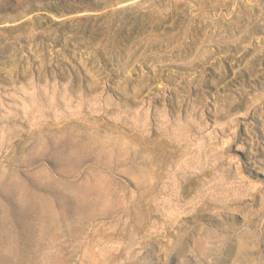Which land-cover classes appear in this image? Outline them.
Returning <instances> with one entry per match:
<instances>
[{
  "label": "rangeland",
  "instance_id": "1",
  "mask_svg": "<svg viewBox=\"0 0 264 264\" xmlns=\"http://www.w3.org/2000/svg\"><path fill=\"white\" fill-rule=\"evenodd\" d=\"M180 1L0 0V264H264V2Z\"/></svg>",
  "mask_w": 264,
  "mask_h": 264
},
{
  "label": "bare ground",
  "instance_id": "2",
  "mask_svg": "<svg viewBox=\"0 0 264 264\" xmlns=\"http://www.w3.org/2000/svg\"><path fill=\"white\" fill-rule=\"evenodd\" d=\"M178 1V0H177ZM189 0H183V1H180L181 2V4L183 5V10L184 11H187V13H190V14H193L194 16H196V15H198V14H201L203 17V19L204 18H207L208 16L207 15H209V13L207 12V11H209V10H213L214 9V6H211L212 4L211 3H213V1L212 0H210V1H207V2H203L202 1V3H199V4H193V2L192 3H189L188 2ZM260 1H262V0H217V2H218V4H221V5H223V4H227V3H235V5H237V3L239 2H247L248 4H249V6H250V10L251 11H256V9H260V7H259V2ZM200 2V1H199ZM263 2H264V0H263ZM133 2H131V3H128V5L129 4H132ZM211 4V5H210ZM127 5V4H126ZM215 5H217L216 3H215ZM210 6V7H209ZM136 7V6H135ZM138 8V7H137ZM141 8V7H140ZM209 8V9H208ZM227 8V7H226ZM261 8H263V7H261ZM181 9V8H180ZM194 10H197V11H199V12H197V13H195V12H193ZM224 10V9H223ZM233 10H235V7H234V9ZM138 11V10H137ZM219 11V10H218ZM223 12V11H222ZM41 13V12H40ZM39 13V14H40ZM43 13V15H45L46 17H48L49 19H51L53 22H66L67 21V19L68 18H63V17H60V16H58L57 14H55V13H53V11H51V12H42ZM131 13V12H130ZM227 13V12H226ZM229 13V12H228ZM240 13H241V11H240ZM37 14V13H36ZM35 14V15H36ZM38 14V15H39ZM233 14V13H232ZM261 15V14H260ZM190 16V15H189ZM207 16V17H206ZM214 16V15H213ZM229 16V15H228ZM2 17V16H1ZM226 17V16H225ZM155 19V18H154ZM156 20H157V18H156ZM160 22V21H159ZM209 21H207V22H205L206 24L208 23ZM156 23V22H155ZM205 24V25H206ZM14 25H16V24H14ZM13 25V26H14ZM65 25H66V23H65ZM203 25V24H202ZM5 26H12V24H9V23H6V24H4V25H2L1 27H5ZM115 29V28H114ZM247 30V29H246ZM96 34V33H95ZM114 34V33H113ZM28 36H29V38H32V36H33V32L31 31V32H29V34H28ZM205 40V39H204ZM32 48V47H31ZM30 48V49H31ZM166 49V48H165ZM248 49V48H247ZM25 50V49H24ZM215 51V50H214ZM166 53V52H165ZM261 53V52H260ZM205 54V53H204ZM202 56V55H201ZM130 58V57H129ZM129 58L127 59V61L129 60ZM37 59V58H36ZM107 59V58H106ZM146 59V58H145ZM39 60V59H38ZM143 62V61H142ZM127 68V67H126ZM10 73V72H9ZM41 74V73H40ZM17 75V74H16ZM35 75V74H34ZM129 75V74H128ZM154 76V75H153ZM127 77V76H126ZM41 78V77H40ZM128 80H129V78H128ZM161 85V84H160ZM71 86V85H70ZM15 87V86H14ZM132 87V86H131ZM13 89V88H12ZM27 92H28V90H27ZM19 93V92H18ZM22 94V93H21ZM263 95V94H262ZM23 96V95H22ZM2 97V96H1ZM29 98V97H28ZM5 100V99H4ZM245 105V104H244ZM247 107V106H246ZM230 110V109H229ZM49 111V110H48ZM86 121V120H85ZM92 122V121H91ZM90 123V122H89ZM88 123V125H86L85 126V128L87 127V133H88V135L92 138V140L93 141H96L97 143H104V142H106V143H109L111 146H113V145H121V147H123V146H126V145H124V144H126L125 142H124V139L125 138H122L121 136H120V133H121V131H119V129L117 130L116 129V131H117V133L118 132H120L119 133V138H117V139H115V140H113L112 139V135H111V133H110V129H109V127H107L108 129V131H106V132H104V133H101V130L98 128V126H99V124H93L92 125V123L91 124H89ZM94 123V122H93ZM96 123V122H95ZM83 124V123H82ZM79 125V124H78ZM84 125H85V123H84ZM84 125L82 126V127H84ZM220 125V124H219ZM255 125V124H254ZM221 126V125H220ZM247 127V126H246ZM101 128V127H100ZM42 129V128H41ZM74 128L73 127H71V128H68V129H66L67 130V132L68 131H70V130H73ZM84 129V128H83ZM47 130V129H46ZM100 130V131H99ZM40 131V130H39ZM115 131V129H114V133L116 132ZM246 131H247V129H246ZM28 132V131H27ZM34 133V132H33ZM37 133H39L38 131H37ZM41 133V132H40ZM39 133V134H40ZM35 134V133H34ZM39 134H37V135H39ZM122 134V133H121ZM32 135V134H31ZM51 135V134H50ZM85 135V134H84ZM86 136H87V134H86ZM118 136V135H117ZM22 137V136H21ZM57 139V138H56ZM130 139V138H129ZM132 139V138H131ZM209 139V138H208ZM126 142H127V140H125ZM144 141V140H143ZM211 141H212V139H211ZM145 142V141H144ZM124 143V144H123ZM152 144V143H151ZM226 144V143H225ZM100 145V144H99ZM104 145V144H103ZM123 145V146H122ZM130 145V144H129ZM102 146V145H101ZM128 147H130V146H128ZM150 147V146H149ZM146 148V147H145ZM148 148V147H147ZM144 149V148H143ZM165 149V148H164ZM132 150H133V148H132ZM239 150V149H238ZM146 151H147V149H146ZM240 151V150H239ZM149 152V151H148ZM144 153V152H143ZM148 154V153H147ZM149 154H151V153H149ZM145 157H147V158H149V156L148 155H144ZM153 156V155H152ZM151 157V156H150ZM141 158H142V156H141ZM146 158V159H147ZM153 158V157H152ZM25 159V158H24ZM145 159V158H144ZM150 159V158H149ZM141 161H142V159H141ZM236 162V161H235ZM143 163V162H142ZM158 166V165H157ZM155 167H156V165H155ZM138 168V167H137ZM139 168H141V167H139ZM152 168V166H150V169ZM165 168V167H164ZM160 169V168H159ZM255 169V168H254ZM256 170V172H257V175H260V176H264V171H262V170H260V169H255ZM137 172V171H136ZM154 173V172H153ZM162 173V172H161ZM160 174V173H159ZM144 176H145V179H146V181H148V179H149V177H150V170H149V168H146V170H145V172H144ZM151 178V177H150ZM143 181V180H142ZM141 181V182H142ZM138 182V181H137ZM243 245H245V242H243Z\"/></svg>",
  "mask_w": 264,
  "mask_h": 264
},
{
  "label": "flooded vegetation",
  "instance_id": "3",
  "mask_svg": "<svg viewBox=\"0 0 264 264\" xmlns=\"http://www.w3.org/2000/svg\"><path fill=\"white\" fill-rule=\"evenodd\" d=\"M226 4V3H225ZM209 23H210V21H209ZM253 39H254V43L256 42V37L255 36H253ZM228 55V53H226L225 55H223V54H221L220 56H221V58H224V57H226ZM217 58H219V56L217 57ZM224 66H225V69H226V73H228L229 74V72L231 73V74H233V70H232V66H231V64H229V62L227 61V60H225L224 61ZM249 79V77H247V80ZM247 91H250V89H247ZM242 95V97H245V96H247L248 94H246L245 92L243 93V94H241ZM196 100V99H195ZM199 103V102H198ZM195 104H197V102L195 103ZM188 107H189V104L188 103H186V105H185V107H184V116H183V119H184V121H186V122H189V123H191V121L188 119V113H193V115L194 116H196V117H200L201 116V112H200V110H197V111H191V108L189 107V109H188ZM212 107V101H210V104H209V106H207V107H205V115H207L209 118H210V120L213 122V120H212V118H211V116H212V113L210 112V110L209 109H212L211 108ZM206 148V147H205ZM205 148H203V155H206V154H208V153H210V151L209 150H206Z\"/></svg>",
  "mask_w": 264,
  "mask_h": 264
},
{
  "label": "water",
  "instance_id": "4",
  "mask_svg": "<svg viewBox=\"0 0 264 264\" xmlns=\"http://www.w3.org/2000/svg\"><path fill=\"white\" fill-rule=\"evenodd\" d=\"M259 98H255L254 100L255 101H257ZM185 107V106H184ZM183 116H184V111H183ZM199 118V117H198ZM254 119V118H253ZM242 131L244 132L245 131V128L242 126ZM86 134H87V132H85ZM88 135V134H87ZM89 136V135H88ZM237 152L239 153V154H241V156L242 157H244V158H246L245 156H244V154H243V152L242 151H239V150H237ZM152 161L151 160H149V159H147L146 160V164H148V165H152ZM147 165V166H148ZM146 166H144V169H143V171H142V173H141V176L143 177V183L140 185V186H146L147 185V183H148V181H146V179H145V176H144V172H145V170H146Z\"/></svg>",
  "mask_w": 264,
  "mask_h": 264
}]
</instances>
